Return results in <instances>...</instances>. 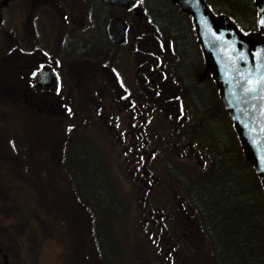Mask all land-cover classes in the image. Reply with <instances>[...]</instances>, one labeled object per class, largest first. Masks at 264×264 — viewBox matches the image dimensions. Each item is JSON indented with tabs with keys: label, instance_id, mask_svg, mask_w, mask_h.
Segmentation results:
<instances>
[{
	"label": "rangeland",
	"instance_id": "obj_1",
	"mask_svg": "<svg viewBox=\"0 0 264 264\" xmlns=\"http://www.w3.org/2000/svg\"><path fill=\"white\" fill-rule=\"evenodd\" d=\"M21 1L20 4L16 2L9 7L16 10L17 15L20 14V8L24 15L30 9H34L33 4L37 0ZM157 2L160 3V0ZM137 4L148 16L146 4L142 0H138ZM7 12L9 14L8 10L5 14ZM112 12L123 17L128 23L131 18L135 17L133 11L125 12L116 9ZM151 14L154 17V23H159V25L155 24L162 29L163 34H159V38L162 41L167 40L173 43L172 52L167 55L165 64L166 68L171 71L169 75L173 91L171 95L177 94L184 103L179 108L181 111L183 108L182 113L186 116L184 125L187 124L191 127V124H194L192 121L194 114L184 89L186 86L183 83L185 77L181 79L178 75L175 76L172 69L175 62L173 57L175 50L174 41L168 30L169 23H167L170 21L171 12L151 10ZM92 15L94 16V12ZM185 15L187 22L184 23L186 26L188 25L191 37L195 38L193 21L188 14ZM143 21L146 23L144 19ZM15 29L20 30L19 27H15ZM250 35L257 37L255 34ZM196 44L200 66L195 70L196 65H194L190 69L191 78L185 80L195 82L191 87L199 85V81L202 82L210 74L208 71L204 75L205 61L197 40ZM96 64L95 68H100L99 58L96 59ZM88 72L89 70L80 71L72 79L71 92L73 93L69 101L75 109V133L82 138L88 136L104 157L109 166V176L112 178L117 195L124 203L122 207L115 208L113 211H121L126 206L125 216L121 217L118 222L109 221L111 209H108L107 206L104 208L101 197L93 193L87 195V203L90 202V205L86 206L88 207L87 211L76 200L79 196L84 203L85 195L83 191H79L82 189L77 188L76 190L71 186L70 174H74L76 172L74 168H78L84 163L81 162L80 166L74 163L76 158L70 163V160H73L70 157L75 156L73 148L71 146L60 147L59 145V138L70 123L68 115H64L62 112L52 115L41 114L37 106L33 104L23 103L19 99L10 103L7 98L0 96V157L6 156L9 161L0 160V246L9 255L8 264H94L95 259L92 258L93 250L95 254L94 235L87 229L91 226L93 228L97 226L105 231V235L101 237L98 244L103 249L104 264H177L172 262V256H170L172 243L178 236L189 239L192 224L186 225L185 229L183 222L170 225V232H174L177 238L173 234L159 232L160 239H157L156 233L159 231L162 216L161 214H158L159 218L153 216L156 207L152 202L161 205L168 197L170 199L169 206L176 208L173 212L175 213L178 206L176 202L181 198L178 194L181 190L177 191L176 183L164 177L166 173L160 168L164 169L170 166L176 168L186 177H196L206 165L205 159H208L209 150L202 144H196V141H193L194 145H190V149L177 150L173 148V151H168L166 145L175 140V137L170 136L174 131L172 122L163 114V108L153 104L149 100L151 96L145 92L142 86H139L136 98L137 102L142 105L139 109L140 113L131 118L130 112H127L123 107L120 116L126 125L134 123L138 128L142 125L141 123L145 122V115L149 116L150 111L154 112L151 123L154 121L152 128L157 131L158 137L156 138L154 135L157 141L153 144L154 147L153 145L148 147L146 153L149 156L150 153H155L153 156L147 157L148 161H146L147 158L142 160L141 155H145V153L138 144L141 140L134 141L132 145L126 142L125 147L121 146L116 140V136L112 131H109V123H104L105 114L102 113V110L106 111V109H102L100 103L92 99V96L100 95L104 98V104L109 107L110 112L115 114V110L112 108V96L117 95L118 88L113 85L87 84L90 82L89 79L87 80L90 77ZM93 73H97V71L93 70ZM8 79L3 68H0V85L3 86ZM191 87L190 85L186 86L188 89ZM170 97L173 101L171 107L175 110L177 107L175 98ZM125 101L123 100V102ZM96 110H100L101 115H98ZM6 111L7 113L13 112L12 117L7 118L4 114ZM111 120L114 119L108 120L110 124ZM132 120L134 121L132 122ZM56 125L59 126L56 127ZM114 130L116 131V129ZM133 133H135L133 130L126 132L127 138L131 141H133ZM10 139L13 144H10ZM14 145L16 150L18 149L16 145H20L27 156L34 157L32 161L24 162V164L17 162L15 156H18L19 153L13 149ZM37 150H40V155L36 154ZM65 156L66 160H64ZM60 159L64 161L60 162ZM60 163L62 166L59 165ZM163 164L166 166L164 167ZM150 167H153V173L157 174L151 177L154 184L152 190H155L152 192L147 189L150 182L144 180L146 174L141 175L142 172H147ZM83 175L82 173V179ZM32 181L40 184L39 194ZM87 181L91 183L88 184L93 189L98 184L99 180L94 170L91 174L88 173ZM72 187L76 198L72 194ZM11 215L15 217L13 222L7 220V217H11ZM66 227L69 228V238L64 233L67 230ZM194 242L199 246L201 252L207 253L208 244L203 236L196 234ZM177 246L178 244H176V250ZM0 264H2L1 254Z\"/></svg>",
	"mask_w": 264,
	"mask_h": 264
},
{
	"label": "trees",
	"instance_id": "obj_2",
	"mask_svg": "<svg viewBox=\"0 0 264 264\" xmlns=\"http://www.w3.org/2000/svg\"><path fill=\"white\" fill-rule=\"evenodd\" d=\"M142 1L146 4V10H149L148 13L150 14L151 10L171 12L170 21L167 23H169L170 37L174 41L176 60L173 70L175 76L178 75L181 79L185 77L184 83L187 78L192 76L190 69L196 65L195 70H197L200 66L199 56L196 52V37H191L188 25L186 26L184 23L187 16L175 8L172 0H160V3L157 2L159 0ZM204 1L213 14L224 15L231 22H234L243 36L255 34L259 38L258 13L255 0ZM156 24L157 30L163 34L162 29L157 26L159 23ZM198 84L200 90H196V87L190 90L182 84L191 103L190 108L194 114L192 119L194 124L191 122L193 124H191V127L185 124L180 135L176 136V140L167 144L166 147L168 151H173L175 149L173 144L183 141V143H186V146L183 147L190 149V145L193 146V141H196V144H202L204 148L209 150L208 159H205L206 165H204L202 172L193 178L186 177L174 167L160 168L161 171L166 173L164 177L176 183L177 191L180 192L181 190L178 193L181 198L176 202L178 206L175 213L173 212L176 208L169 206L170 199L168 197L161 205L152 202L156 207L153 216L158 217V214L162 216L159 231L156 233L157 239H160L159 232L173 234L177 238L174 232H170V225L183 222V228L185 229L186 225L192 224V232L189 234L191 239L178 236L177 242L172 243L170 256H172L173 263L264 264V190L254 168L244 158L233 123L218 97V91L212 81L211 74ZM152 118L153 116H148L147 124L143 125L144 128L147 127L145 132L148 139L143 142L141 148L145 149L146 152L150 145L155 144L158 137L157 131L152 128L154 122L151 123ZM154 135H156V138H154ZM62 136L64 138L61 144L66 147L70 146L71 141L67 133ZM170 136L175 137L174 131ZM72 141L75 156L70 157L73 159L70 160V163L75 161V158L74 163L79 166L81 162L84 163L80 166L82 171L78 167L74 168L76 170L74 174L70 172L71 186L76 190L77 188L82 189L79 191H83L85 195L84 203L79 196L76 200L87 211L88 207L86 206L90 205V202L87 203V195L93 193L101 197L104 208L107 206L108 209H111L108 220L118 222L121 217L125 216L126 206L121 211H113L115 208L122 207L124 203L117 195L112 178L109 176L107 162L96 144L90 141L88 136L82 138L74 133ZM16 147L18 149L14 150L19 153L18 156H15L17 162L24 164V162L32 161L34 157L27 156L20 145H16ZM39 153L40 150H37L36 154L40 155ZM154 153L151 155L153 156ZM147 157L151 156L141 155L142 160ZM1 158L5 159V162H9L6 156ZM66 159L65 156L64 160ZM64 160L60 159V162ZM146 161H148V158ZM59 165L62 166V163ZM163 166L165 167L166 164H163ZM93 170L99 180L94 189L90 187L89 184L91 183L87 181L88 173L91 174ZM153 171V167H150L147 172L141 174L142 176L147 175H145L144 180L150 182L147 187L150 192L155 191L152 190L154 184L151 177L157 174ZM82 173L84 174L83 179L81 178ZM32 182L39 194L40 184L36 181ZM73 187L72 194L75 197ZM14 219L13 215L7 217V220L11 222ZM65 229H67L64 232L65 236L69 238V228L66 227ZM87 229L92 232L93 238L96 239V241L93 239L95 254L93 250L92 258L95 259L94 264H104L103 249L98 244L101 237L105 235V231L97 226L95 228L91 226ZM196 234L203 236V239L207 242V253L201 252L199 246L195 244ZM176 244H178L177 250L175 249ZM113 247L115 246L113 245ZM0 248L2 253L7 256L8 262V253L2 246Z\"/></svg>",
	"mask_w": 264,
	"mask_h": 264
},
{
	"label": "flooded vegetation",
	"instance_id": "obj_3",
	"mask_svg": "<svg viewBox=\"0 0 264 264\" xmlns=\"http://www.w3.org/2000/svg\"><path fill=\"white\" fill-rule=\"evenodd\" d=\"M4 1L0 0V68H3L9 79L3 86L0 85V96L7 98L10 103L19 99L23 103L33 104L41 114L62 112L68 115L70 123L64 133H67L71 141L70 146L73 147L75 109L69 101L73 93L72 79L76 73L89 70L90 77L87 80L90 82L87 84L113 85L118 88L117 95L112 96L115 114L110 112L100 95L92 96V99L98 101L102 109H106L102 110L105 114L104 123H109V131H112L121 146L125 147L126 142L132 145L138 140H141L138 144L142 146L148 139L145 132L147 127H143L147 124L148 116L145 115V122L138 128L134 123L126 125L120 116L123 107L130 112L131 118L140 113L142 105L136 98L139 86L152 97L149 100L153 104L163 108V114L174 127L175 140L176 136L180 135L186 116L182 113L183 108L181 111L179 107L184 103L177 94L171 95V71L165 66L173 43L159 38L161 33L155 26L153 15L146 10L147 16L142 7L138 6V1L132 7L123 9L107 5L103 0H37L33 4L35 8L25 15L21 8L19 15L16 10L9 8L16 2L20 4L21 0H7L3 3ZM116 9L133 11L135 17L128 23L123 17L112 12ZM7 10L9 14H5ZM110 16L119 17L125 23V35L120 44L111 42L108 37L107 25ZM184 22H187L186 19ZM15 27L20 30L17 31ZM173 57L176 60L174 55ZM97 58L101 63L100 68H95ZM174 66L175 62L172 69ZM45 70L46 74L43 73ZM93 70L97 73H93ZM38 74L43 85L41 88L37 87L35 81ZM48 74H51L52 81L46 78ZM184 83L191 87L195 82ZM198 86L196 90H200ZM170 96L174 97L177 103L175 110L171 107L173 101ZM97 112L101 115V111ZM4 114L9 118L13 112L6 111ZM149 116L154 118V112L150 111ZM110 119H114L111 124L108 121ZM131 130L135 132L132 134L133 141L128 139L126 134ZM62 135L59 138L60 143L57 140L60 147L64 138ZM173 146L182 150L180 147L186 146V143L180 141ZM142 151L146 153L145 149ZM0 160L5 159L0 157Z\"/></svg>",
	"mask_w": 264,
	"mask_h": 264
},
{
	"label": "water",
	"instance_id": "obj_4",
	"mask_svg": "<svg viewBox=\"0 0 264 264\" xmlns=\"http://www.w3.org/2000/svg\"><path fill=\"white\" fill-rule=\"evenodd\" d=\"M5 0L3 3H5ZM110 6L132 7L136 0H103ZM174 6L193 19L198 44L220 100L228 112L243 155L254 168L264 190V0H255L259 38L242 37L237 26L224 15H214L204 0H172ZM125 23L110 16L107 33L120 44ZM48 70V69H47ZM46 74V70L43 72ZM52 81L51 74L46 76ZM41 76H35L41 88ZM1 253V249H0ZM7 264L5 254L1 255Z\"/></svg>",
	"mask_w": 264,
	"mask_h": 264
},
{
	"label": "snow or ice",
	"instance_id": "obj_5",
	"mask_svg": "<svg viewBox=\"0 0 264 264\" xmlns=\"http://www.w3.org/2000/svg\"><path fill=\"white\" fill-rule=\"evenodd\" d=\"M70 111V110H69Z\"/></svg>",
	"mask_w": 264,
	"mask_h": 264
}]
</instances>
